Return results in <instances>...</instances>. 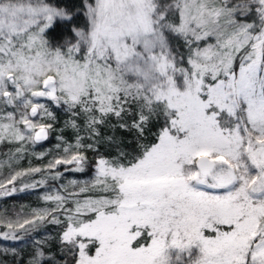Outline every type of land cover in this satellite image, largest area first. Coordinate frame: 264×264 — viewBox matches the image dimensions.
<instances>
[{
  "label": "snow or ice",
  "instance_id": "6c2138e0",
  "mask_svg": "<svg viewBox=\"0 0 264 264\" xmlns=\"http://www.w3.org/2000/svg\"><path fill=\"white\" fill-rule=\"evenodd\" d=\"M0 264H264V0H0Z\"/></svg>",
  "mask_w": 264,
  "mask_h": 264
},
{
  "label": "trees",
  "instance_id": "16d2710c",
  "mask_svg": "<svg viewBox=\"0 0 264 264\" xmlns=\"http://www.w3.org/2000/svg\"><path fill=\"white\" fill-rule=\"evenodd\" d=\"M36 196L35 195H24L23 197H22V201L24 202V203H33V202H35L36 201ZM9 203V205H11V204H13V203H18V201H9L8 202Z\"/></svg>",
  "mask_w": 264,
  "mask_h": 264
}]
</instances>
